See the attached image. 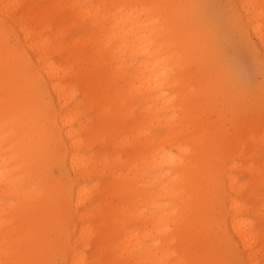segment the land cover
I'll list each match as a JSON object with an SVG mask.
<instances>
[{
  "label": "bare ground",
  "instance_id": "bare-ground-1",
  "mask_svg": "<svg viewBox=\"0 0 264 264\" xmlns=\"http://www.w3.org/2000/svg\"><path fill=\"white\" fill-rule=\"evenodd\" d=\"M81 1L0 0V119H4L2 122L0 120V260L6 259V247L11 249L8 259L37 258L43 243L45 222L52 213L46 201L22 202L16 195L17 190L32 175L28 152L40 139L39 128L25 118V104L35 99L32 82L35 58V64L40 65L48 78V85L55 94V103L64 113L61 121L68 129L65 138L73 133L80 135L79 166L73 171V176L84 181L77 187L80 202L78 218L81 221L80 247L68 253L64 259L70 264H138L140 261L147 264H184L185 261L197 264L216 259L212 238L201 234L196 227L200 220L198 185L203 162L217 152L220 143L228 138L219 126V122L228 116L229 122L237 128L231 150L219 161L221 184L227 185L230 194L231 213L228 224L239 244L238 259L246 264H264V160H260L264 154V119L257 105L252 119L249 122L241 121V130L238 128L234 120L236 107L229 91L237 88L241 94L244 92L240 91L230 66L223 58L215 32L201 14V0H83L95 1L93 9L83 8ZM229 1L232 6L239 7L248 19L251 35L245 38L235 31L250 52L252 63L262 75L264 83V66L261 63L264 43L260 42L258 34L261 26H264V15L259 7L264 5V0ZM129 3L189 6L178 10L176 20L186 54L180 83L168 90L172 96L179 94V102L173 107H168L158 93L146 87L143 91L132 93V85L123 74L118 75L113 70L104 72L102 69L103 65L109 69L112 65L98 54L96 42L100 34L111 29L114 23L109 18L114 14L113 10L104 6ZM5 5L23 7L5 9ZM244 5L257 7L249 10ZM17 11L19 17H14L17 26L23 29L27 25L29 31L25 39V55L14 57L8 68V107L9 110L17 109L18 114L14 125H6V69L2 28L5 13ZM116 22L124 29L126 18ZM81 24L85 27L71 36L73 29ZM126 31L132 33L131 24ZM213 46L218 51V71L200 55ZM136 71L144 76L148 70L138 66L133 69V72ZM85 81L88 82L87 86ZM115 82L119 83V89L113 87ZM78 93L83 102L76 100ZM134 105L138 107L139 113L138 120L132 122L131 108ZM175 106L178 116H175ZM89 110L95 115L92 120L85 117ZM191 126L197 132H190ZM158 127H164V133L154 134ZM133 131L136 142L143 146L147 156L163 148L171 151L179 150L182 145H196L183 169L187 195L179 201L180 213L171 224L172 232L166 231L168 223L158 211L153 210L151 194L143 191V188L151 189L152 182L157 178L163 179V176L155 169L152 170L156 174L152 176L147 174L150 169L146 167L137 169V163L143 165V158L137 159L129 154L127 139L118 142L113 140L122 132L130 135ZM104 137L110 141L109 145L104 144ZM90 140H97L100 146L109 147V164L103 165L101 158L94 162L95 155L89 154ZM125 166L128 173L133 171V175L139 179L143 197L128 201L127 205L134 208L141 202L143 210L123 209L117 204L128 195V188L123 181V177L128 175L123 174ZM14 172L17 176L11 178ZM101 175H106V181L100 186L94 184L85 187V183ZM241 175L244 178L241 179ZM247 187L251 190H247ZM156 191H164V186L161 185ZM169 211L174 212L175 209ZM92 217L98 219L95 226L88 224ZM136 220H139V224L131 226V222ZM101 223L111 226V233L106 236L103 245L92 235V229ZM15 232L18 233L16 237ZM91 244L109 253L110 257L105 260L88 258L85 252Z\"/></svg>",
  "mask_w": 264,
  "mask_h": 264
},
{
  "label": "snow or ice",
  "instance_id": "snow-or-ice-1",
  "mask_svg": "<svg viewBox=\"0 0 264 264\" xmlns=\"http://www.w3.org/2000/svg\"><path fill=\"white\" fill-rule=\"evenodd\" d=\"M8 8H22V5H5ZM108 7L114 14L109 18L114 21L111 29H106L100 34L96 42L98 54L109 61L112 68L105 66V70H113L118 75L123 74L131 85L132 93L143 91L145 87L152 92L158 93L159 98L168 107H173L179 102V94L172 96L168 91L178 85L181 78V68L185 59V46L182 44L176 27L178 10L189 7L187 5L165 3H129L113 4ZM255 5H244L246 9H254ZM264 15V5L259 6ZM217 11L209 20L213 25L219 46H226L231 38V31L224 27L226 20L241 36L245 38L251 35L247 17L237 6H230ZM14 17H19V12L5 13L3 18V39L5 45V121L6 125L17 122V109L9 110L10 103V80L8 68L14 57H23L26 53L25 39L29 31L27 25L23 29L17 26ZM126 18L124 29L119 23ZM132 25V33L126 29ZM260 42L264 43V26L259 29ZM134 36V39L132 38ZM253 39H255L253 37ZM201 58L218 71V51L213 46L200 53ZM222 62V61H221ZM261 63L264 66V48L261 49ZM32 71V82L35 89V99L25 104V118L30 124L40 130V139L36 141L28 152L29 165L32 175L28 182L17 190L16 195L22 202L44 200L52 209V213L46 219L43 233V243L37 253V258L28 260L8 259L11 249H5V260L0 264H70L64 257L71 251L80 247L81 221L80 202L77 198V187L84 183L73 171L79 166V140L80 135L73 133L65 138L68 130L62 124L61 117L64 115L60 106L55 103V94L48 85V78L35 64ZM146 68L144 76L139 71L133 72L134 68ZM230 71L246 86V77L240 67L233 62ZM147 77V80H145ZM85 81V86H87ZM229 95L236 107L234 120L249 122L256 111L260 109L261 118L264 119V83H261L257 95L256 89L250 88L246 94H241L237 88H232ZM127 143L130 145L128 152L137 159L143 158L144 163H137L136 168L146 167L155 169L163 176L153 181L151 189H143L152 197L154 211L161 214L172 232L171 224L179 217V201L186 196L183 169L188 163V156L196 149L195 144L180 146L179 150L169 151L167 148L156 150L151 156H147L143 146L138 144L134 137L129 136ZM232 142L225 139L220 143L217 152L203 162L199 194V223L196 227L201 234L212 238L213 249L217 258L209 262H197V264H246L238 259L239 244L235 241L228 218L231 213L229 208V192L227 185L221 184L219 161L223 160L231 150ZM71 161V163H69ZM152 175L151 172L147 173ZM7 180V177H5ZM123 181L128 188L125 203L141 196L139 179L129 172ZM164 186V191L156 189ZM170 209H175L170 212ZM187 219V217H185ZM86 223V221H85ZM127 223V217L124 218ZM111 233V226L107 223L92 229V235L101 245L106 236ZM146 242V241H145ZM126 243H130L126 241ZM103 264V262H101ZM138 264H147L140 261ZM184 264H190L185 261Z\"/></svg>",
  "mask_w": 264,
  "mask_h": 264
},
{
  "label": "rangeland",
  "instance_id": "rangeland-1",
  "mask_svg": "<svg viewBox=\"0 0 264 264\" xmlns=\"http://www.w3.org/2000/svg\"><path fill=\"white\" fill-rule=\"evenodd\" d=\"M202 3V11L201 14L202 16L205 18V20L207 21V23L209 24V26H211V28L213 29V25L209 22L210 18L217 12L220 10H224L225 12L227 11V7L232 6L231 2L229 0H201ZM80 4L83 6V8H89V9H93L94 6L96 5L95 1H88V2H84L83 0L80 2ZM61 16H57L56 18H60ZM85 27V25L81 24V25H77L73 31L71 36L77 34L79 31H81L83 28ZM224 27L226 29H229L231 31V38L229 39V41L227 42L226 46H220L221 51H222V55L223 58L226 59L228 65L230 66L233 62H235L241 69V71L243 72L244 76L246 77V86H242L240 81L237 79L236 76V82H237V86L239 87L240 91L243 90L244 94H246L248 92V90L250 88H255L256 91L258 92V86L262 83V75L259 73L258 69L254 67L253 63H252V57L250 52L245 48L243 41L240 39V37L238 36V34L236 33L235 29L231 26H229L228 22L225 20L224 21ZM214 31V30H213ZM215 32V31H214ZM216 35V33H215ZM217 37V35H216ZM218 38V37H217ZM105 66H102V69L104 70V72H109L105 70ZM109 68V67H108ZM113 87L115 89H119L120 85L118 82H115V84L113 85ZM177 95V94H176ZM175 95V96H176ZM76 100L83 102V99L81 97V95L78 93L76 96ZM178 103H176L175 105H177ZM219 105H221V103H219ZM220 107V106H219ZM138 113H139V109L136 105L132 106L131 108V117H130V121L135 122L138 120ZM179 112L177 110V106H175V116H178ZM85 117L89 120L94 119L95 115L94 112L92 110H89L86 114ZM213 117V116H212ZM1 122L4 121V119H0ZM183 124V123H182ZM241 121H237V125L238 128L241 130ZM219 126L222 128V130L224 131V134L228 136V140H230L233 144L234 138H235V134L237 133V128L235 127L234 124H231L228 120V116L226 119L222 120L219 122ZM165 129L164 127H158L154 130V134H161L164 133ZM190 132L194 133L197 132L196 128H192V126L189 129ZM127 136H132L135 138V132H131V134L129 135L128 132H122L120 134H118L115 139H113L114 141L118 142V141H122L125 139H128ZM107 137H104V144H107L108 141ZM136 140V138H135ZM176 141V139H175ZM109 145V143H108ZM109 147H106L105 145L100 146L97 142V140H90V151L89 154H93L95 155L94 158V162L97 161L98 158H101L103 160V165L104 164H109L111 161V157L109 155ZM145 152V151H144ZM86 154V155H89ZM142 159V158H140ZM261 161L264 160V154L261 156L260 158ZM242 162H239V164ZM243 165V164H242ZM98 170L101 169V167H97ZM126 166L123 169V174L125 175V173H128L126 171ZM14 171V170H13ZM133 172V171H132ZM149 172L152 173V175L156 174V172H154L152 169L149 170ZM133 174H135L133 172ZM138 174V173H137ZM149 175V176H152ZM17 176V173H13L11 178H15ZM106 175H101L99 176L97 179H91L88 183H85V187H90L93 186L94 184L100 186L103 182L106 181ZM240 178H244L243 175L240 176ZM145 189V188H143ZM247 190H251L249 187H247ZM94 194V193H93ZM95 195H99V194H95ZM97 197V196H95ZM4 203V201H2ZM119 206H122L123 209H135V211H140L143 210V206L141 205V202H139V204L137 206H135L134 208L132 206H128L125 203V200H123L122 202H118L117 203ZM139 220L133 221L131 222V226H136L137 224H139L138 222ZM98 223V219L96 217H92L89 221L88 224L91 226H95ZM17 232H15L14 237L17 236ZM2 240H0L1 243ZM95 252V254H93ZM93 254V255H91ZM85 255L89 258V257H93L94 259H108L110 257V254L105 252L103 249L100 250V248L98 249L97 246L94 245H89V248L87 250V252H85ZM256 260H258V257H256Z\"/></svg>",
  "mask_w": 264,
  "mask_h": 264
}]
</instances>
